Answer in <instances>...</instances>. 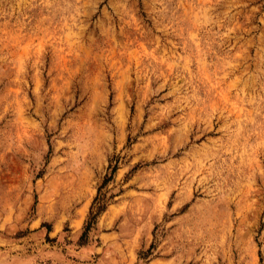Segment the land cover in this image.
<instances>
[{
	"label": "rangeland",
	"instance_id": "1",
	"mask_svg": "<svg viewBox=\"0 0 264 264\" xmlns=\"http://www.w3.org/2000/svg\"><path fill=\"white\" fill-rule=\"evenodd\" d=\"M0 264H264V0H0Z\"/></svg>",
	"mask_w": 264,
	"mask_h": 264
},
{
	"label": "trees",
	"instance_id": "2",
	"mask_svg": "<svg viewBox=\"0 0 264 264\" xmlns=\"http://www.w3.org/2000/svg\"><path fill=\"white\" fill-rule=\"evenodd\" d=\"M114 171H115V167L112 168V172H114ZM105 181H106V180H104L103 185L105 184ZM101 187H102V185L100 186V188H101ZM100 188H99V189H100ZM96 202L99 203V204L97 205L96 213L92 215V209H93V207L96 205ZM104 208H105V205L100 204V202H99V200H98V196H96V197L94 198L93 204L91 205V211H90L91 219H92L91 221H93V219L97 216V214H98L99 212H101L102 210H104ZM87 228H88V225H87Z\"/></svg>",
	"mask_w": 264,
	"mask_h": 264
}]
</instances>
